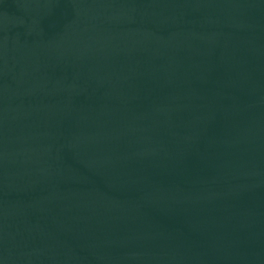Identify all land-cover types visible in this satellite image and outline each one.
Segmentation results:
<instances>
[{
	"label": "water",
	"instance_id": "obj_1",
	"mask_svg": "<svg viewBox=\"0 0 264 264\" xmlns=\"http://www.w3.org/2000/svg\"><path fill=\"white\" fill-rule=\"evenodd\" d=\"M0 264H264V0H0Z\"/></svg>",
	"mask_w": 264,
	"mask_h": 264
}]
</instances>
